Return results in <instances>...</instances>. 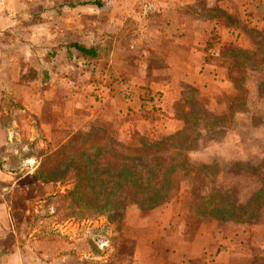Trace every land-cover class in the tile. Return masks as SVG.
<instances>
[{"label": "rangeland", "instance_id": "rangeland-1", "mask_svg": "<svg viewBox=\"0 0 264 264\" xmlns=\"http://www.w3.org/2000/svg\"><path fill=\"white\" fill-rule=\"evenodd\" d=\"M25 1V4H21V14L23 15V18L21 17V40L28 37L25 41L33 44L34 33L30 29L35 26L47 31L57 29L56 38H58L59 46L70 41H80L86 45H99L107 57L103 59V62L106 63L103 64V67L107 70V78L109 77L111 83L117 81L121 87L137 75L136 64L145 58L143 50L150 37L147 29L148 18L155 11L152 7L153 0H98L99 3L96 5L92 4L94 0H41V3L39 0ZM87 2L90 3L87 4ZM241 5H243L242 0L222 1L219 4L229 13L238 15L242 13ZM189 9L193 10L191 7ZM206 9L207 6L202 11L204 16ZM250 12L251 16H264V7L256 4ZM35 14L36 18L34 17ZM221 20L226 23V20ZM25 26L28 29H23ZM30 32L31 38L29 37ZM43 42L48 44V40H43ZM213 49L214 46L209 50L210 55ZM36 53L37 51L27 53L25 61L27 64H21V92L19 93L23 98L31 97L41 90L44 92L46 89L42 82L49 80H46L48 77H43L41 72L43 73L45 70L48 72L49 68L53 70L55 66V64H35V56L37 58L38 55ZM41 55L42 60L48 58L45 52ZM218 56L212 58L216 59V65L221 66ZM76 58H74L75 64L73 66L68 65L67 67L64 64H57L56 66L54 72L56 77H70V80L67 81L69 86L59 85L57 100L54 102L56 111H52V113L57 114V117L51 119V130L59 126L73 131L86 132L96 127H102L123 143L134 145L137 142V135L144 134L131 132L124 137L122 132H114L116 130L109 128L105 123L101 125L95 120L84 123L83 118L78 116L85 112L81 106L94 102L87 103L86 101L85 103V101H75V99L65 100L68 95L65 90L69 91L71 88V92L72 89L75 90L74 86L81 92L98 98L97 90L101 87L99 85L103 83L102 76L94 74V69H91L90 64H81L84 61ZM81 76H84V79L79 82V85L71 83L77 81L76 79L79 80ZM257 80V73H247L245 85L248 93L244 110L246 112L249 110L250 113L239 120L233 117L230 124L221 128L214 137L203 136L199 148L188 152L190 160L202 167L206 175L205 184L202 187L203 193L217 194L223 201L240 206L246 205L250 197L257 191L260 180L264 178V110L261 107L263 105L261 100L264 96L258 94ZM86 81L92 82L91 87L83 86L82 82L86 83ZM185 86L192 85L185 84L182 86V98L176 102L174 108L172 106L175 118L178 116V110L183 101ZM192 87L204 103L217 104L219 111L222 110L221 113L225 111L228 105L225 103L227 99L231 100L232 98V87L230 94L224 91L220 97L221 100L215 101L216 98H213V102L206 101L207 98H201L200 90L195 86ZM78 89L75 91L77 92ZM11 92L6 95L5 99L7 100L0 101V124L5 126L6 131V133L1 132L0 129V143L7 139V143L0 151V160L3 162V168L0 170V201H8V204L10 203L9 200L15 201L14 197L10 196L13 194L12 189L21 186V183L38 164L37 158L25 159L23 154L31 150L29 148L30 143L34 145L33 151L45 147L51 135V131L49 133L43 131L44 121L41 125L40 120L35 115L15 107V105L21 107V100L20 103L17 101L15 103V97ZM153 97L158 103L157 96ZM249 101L250 106L247 105ZM155 106L153 107L155 113L165 112L161 111V107ZM65 109L68 111L70 109L75 113L74 120H79L78 128H72L69 119L63 118L61 112ZM77 110L79 111L78 114ZM157 118L163 119L161 116ZM47 121L49 122V119ZM174 123L172 128L175 129L177 123ZM159 128L153 127L145 136L166 134V131H159ZM68 186L69 184H57L55 188L44 187V189L48 191L63 190ZM189 188L190 180L182 177L179 191L170 201L174 204L173 217L169 226L163 230L155 228L153 225L154 217L147 219L145 228L131 229L125 227L123 223L125 212L131 206H137L129 202L125 204L126 200H124L125 208L120 222H110L104 215L59 220L56 214L50 217V214L55 210L54 205L43 206V202L40 201L34 204V212L41 216L37 225L29 229L28 226L20 223L21 227L17 232L15 226L13 227L12 220L7 219V206L4 203V209H0V224L3 227V229L0 228V253L13 251L16 249V245L23 246L24 249L21 261L11 259L3 261L1 264H50L52 257H57V261L52 262L56 264H179L183 256H188L194 250L198 251L202 246L209 245L210 235L219 232L223 222L239 224L235 221H219L198 216L191 210ZM19 194L20 198L15 204L13 203V209L18 218L21 219V209L17 207L21 202V193ZM141 210L148 212L150 209ZM9 211L11 212V207H9ZM163 218L166 219L167 216L164 215ZM257 221L253 223H257ZM253 223L240 224L251 225ZM198 227L207 235L193 242L195 234L199 238ZM27 231L30 232L29 235H26ZM37 232L45 234L44 238L33 240L30 235H36ZM224 232L232 233L233 229L224 228ZM136 238L140 239L139 244L133 240ZM209 248L210 246H207V249ZM261 257L264 256H254L248 264L255 258ZM225 258L226 255L219 258L217 264H233L232 261L226 262ZM211 261L210 253L207 250L205 256L191 260L187 264H214L210 263ZM256 264H258L257 261Z\"/></svg>", "mask_w": 264, "mask_h": 264}, {"label": "crops", "instance_id": "crops-1", "mask_svg": "<svg viewBox=\"0 0 264 264\" xmlns=\"http://www.w3.org/2000/svg\"><path fill=\"white\" fill-rule=\"evenodd\" d=\"M40 1L39 3H41ZM222 1L228 2V0H153L152 7L155 11L148 18L147 32L150 37L143 50L145 58L136 64L137 75L119 87L117 81L111 83L109 77L107 78V70L103 67V64H106L103 62V59L107 58L106 56L97 59H83L76 56L72 49L69 56L64 47H58L57 29L47 31L35 26L30 29L34 33L33 44L25 41L28 37L21 40V17L23 18L21 4H25L26 1L0 0V101L7 100L5 99L6 95L10 94V90H13L11 93L15 97V103L16 101L20 103L21 100V107L18 105L15 107L35 115L40 120L41 125L44 121L43 131L49 133L51 131V119L57 117V114L52 113V111L56 109L54 102L57 100L59 85H68L67 81L70 80V77H56V73H54L56 66L57 64H64L67 67L68 65L73 66L75 64L74 58L78 57L76 59L84 61L81 64H90L91 69H94L93 73L99 74L103 79V83L99 85L101 86L100 89L97 90L98 98L81 92L75 86L73 88L78 89L77 92L73 89L70 92L71 88L69 91L65 90V93L68 94L65 100L75 99V101H85V103L86 101L87 103L94 102L81 106L85 112L78 116L83 118L84 123L92 120L98 121L101 125L105 123L109 128L116 130L114 132H122L124 137L131 132L147 135L153 127H161L159 131L164 130L165 133L172 132L174 122L177 123L174 111L172 112V106L174 108L176 102L181 100L183 85L188 84L197 87L201 92V98H207L206 101L210 100V102H213V98H216L215 101L221 100L220 97L224 91L230 94L232 86L227 78L226 70L223 66L216 65V59L212 57L218 55L221 45L235 38H242V34H239L238 30L228 28L221 19H207L202 13L204 7H213ZM242 4L240 15L242 20L252 21L264 28V16H251L250 12L256 4L264 7V0H242ZM189 7L193 10H190ZM34 17L36 18V14ZM23 29L28 28L25 26ZM215 34L218 35L217 40L219 41L213 38ZM43 40H48V44ZM212 46L215 50L213 49L210 55L209 50ZM52 48L54 50L53 55H51ZM31 51L38 53L37 58L35 56V64H55V66L53 70L49 68L47 72L49 75L46 80L49 81L42 82L45 84L46 90L44 92L41 90L31 97L23 98L19 93L21 92V64H27L25 62L26 54H30ZM43 52L47 53L48 58L46 60H42L41 54ZM83 77L70 82L79 85V82L83 81ZM82 84L91 87L92 82L86 81ZM153 96H157L158 103ZM229 102L230 99H227L225 103L229 104ZM261 102L263 104L262 110H264V98ZM205 104L211 111L222 112V110L219 111L217 104ZM154 105L157 108L161 107V111L165 112L155 113ZM247 105L250 106V101ZM244 111L236 112L233 117L239 120L250 113L249 110ZM48 113L50 114L48 115ZM61 115L63 118L69 119L72 128L79 127V120H74L76 115L70 109L69 111L68 109L62 111ZM160 116L163 119L157 118ZM4 127L0 124L1 132L6 133ZM5 143H7V139L0 143V148H3ZM4 203L7 206V219L12 220L8 201L1 200L0 209H4ZM173 205L172 202H168L161 207L151 208L148 212H144L137 206H131L125 212L123 223L125 227L131 229L145 228L147 219L154 217L153 225L155 228L163 230L169 226L173 217ZM164 215L167 216L166 219L163 218ZM12 224L14 227L13 220ZM0 228L3 229L1 224ZM224 228H232L233 232H224ZM220 229L219 232L210 235L209 245L202 246L198 251L194 250L188 256H183L179 264H187L191 260H197L201 256H205L207 250L212 260L210 263L214 264H217L219 258H223L225 255V261H232L233 264H248L254 256H264V207L261 209L257 223L247 225L223 222ZM197 231L199 238L195 234L193 242L207 235L199 227ZM133 240L136 241V244L140 242L139 238ZM207 246H210V250L207 249ZM15 248L13 251L0 253V264L11 259L21 261L24 248L20 245H16ZM50 261V264H56L52 262H56L57 257H52Z\"/></svg>", "mask_w": 264, "mask_h": 264}, {"label": "trees", "instance_id": "trees-1", "mask_svg": "<svg viewBox=\"0 0 264 264\" xmlns=\"http://www.w3.org/2000/svg\"><path fill=\"white\" fill-rule=\"evenodd\" d=\"M98 3V0L92 1V4ZM205 17L224 19L228 28L242 34V38L224 43L218 51L220 64L225 68L233 90L225 111H211L192 86H185L175 129L152 137L137 135L134 145L123 143L102 127L86 132L54 127L45 147L33 151L34 145L30 143L31 150L23 154L25 159L37 158L38 164L10 195L15 200H9V207L17 232L22 223L29 229L37 225L41 216L34 212V204L40 201L43 206L54 205L50 217L56 214L59 220L104 215L110 222H120L124 200L125 204H136L141 209L161 207L178 193L182 177L190 180L191 210L198 216L239 223L258 220L264 206V178L245 206L225 202L217 194L203 193L206 175L202 167L190 160L188 152L199 148L203 136L214 137L230 124L236 112L244 110L248 72L258 74V94L264 96V28L242 20L240 15L231 14L219 5L207 8ZM213 38L217 40L218 35ZM58 47H64L69 56L72 49L83 59L105 57L104 50L96 44L88 46L80 41H70L61 46L58 44ZM48 75L46 70L42 73L43 77ZM57 184L69 186L63 190L44 189L55 188ZM19 193L21 202L18 201L17 207L21 209V219L13 209L20 198ZM29 233L27 231L26 235ZM37 233L30 237L33 240L44 238L45 234ZM256 261L264 264V257L255 258L250 264H256Z\"/></svg>", "mask_w": 264, "mask_h": 264}, {"label": "built area", "instance_id": "built-area-1", "mask_svg": "<svg viewBox=\"0 0 264 264\" xmlns=\"http://www.w3.org/2000/svg\"><path fill=\"white\" fill-rule=\"evenodd\" d=\"M149 7H151V5H149Z\"/></svg>", "mask_w": 264, "mask_h": 264}]
</instances>
